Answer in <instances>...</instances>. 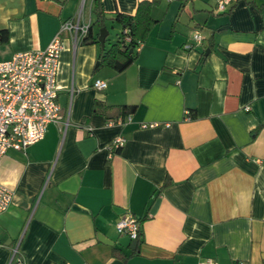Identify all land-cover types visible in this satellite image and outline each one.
Returning a JSON list of instances; mask_svg holds the SVG:
<instances>
[{
    "label": "crops",
    "instance_id": "obj_1",
    "mask_svg": "<svg viewBox=\"0 0 264 264\" xmlns=\"http://www.w3.org/2000/svg\"><path fill=\"white\" fill-rule=\"evenodd\" d=\"M142 2L157 23L122 72L61 33L60 122L0 159V264H264V0H101L106 49ZM81 5L87 20L92 0H0V61L45 49ZM124 214L144 218L134 248Z\"/></svg>",
    "mask_w": 264,
    "mask_h": 264
},
{
    "label": "built area",
    "instance_id": "obj_2",
    "mask_svg": "<svg viewBox=\"0 0 264 264\" xmlns=\"http://www.w3.org/2000/svg\"><path fill=\"white\" fill-rule=\"evenodd\" d=\"M234 0H217L216 11H225ZM90 18L84 19L83 5L75 17L62 22L58 33L47 47L39 51H19L7 60L0 61V159L8 149L25 150L41 141L48 124L60 122V106L57 102L60 55L64 49L61 33L71 35L74 44L79 43L87 33ZM193 39L201 42L202 36L195 33ZM186 49L191 44L185 45ZM106 81L96 79L93 87L105 89ZM157 123L143 124L155 127ZM126 139L116 137L108 151L122 147ZM13 199V192L0 183V214L7 210ZM119 234H126L136 240L140 230L138 219L130 214L122 215L115 224ZM18 255V247L12 250V257ZM17 264H22L17 259ZM197 264H218L213 259H202ZM237 264H246L239 261Z\"/></svg>",
    "mask_w": 264,
    "mask_h": 264
},
{
    "label": "trees",
    "instance_id": "obj_3",
    "mask_svg": "<svg viewBox=\"0 0 264 264\" xmlns=\"http://www.w3.org/2000/svg\"><path fill=\"white\" fill-rule=\"evenodd\" d=\"M152 4V2L140 3L134 15L115 13L111 17V20L120 26L121 31L108 49L101 47V52L98 56L99 66L106 65L113 68L116 72H122L134 62L136 47L139 46L140 42L145 40L151 28L157 23L150 15ZM89 14L90 24L87 33L79 43L100 45L98 41L99 30L105 26L107 19L102 9L101 0H92ZM95 30L97 31L95 32ZM132 109L133 106H123L120 108L122 113L127 112L126 114H129ZM118 119L119 117L110 119V121L115 122ZM143 221L144 218L138 219L140 230L136 239L137 243L141 240V223ZM136 251L137 249L133 253Z\"/></svg>",
    "mask_w": 264,
    "mask_h": 264
},
{
    "label": "water",
    "instance_id": "obj_4",
    "mask_svg": "<svg viewBox=\"0 0 264 264\" xmlns=\"http://www.w3.org/2000/svg\"><path fill=\"white\" fill-rule=\"evenodd\" d=\"M107 35H108V30L106 28H101L99 30L98 41H99L101 47H104V43H105V39H106ZM136 244H137V241L133 240L131 248H134V246ZM112 264H121V263H120V261H114Z\"/></svg>",
    "mask_w": 264,
    "mask_h": 264
},
{
    "label": "rangeland",
    "instance_id": "obj_5",
    "mask_svg": "<svg viewBox=\"0 0 264 264\" xmlns=\"http://www.w3.org/2000/svg\"><path fill=\"white\" fill-rule=\"evenodd\" d=\"M111 32H112V33H115V32H114V30H112ZM112 36H115V35H114V34H113V35L111 34V36H110V37H112Z\"/></svg>",
    "mask_w": 264,
    "mask_h": 264
}]
</instances>
